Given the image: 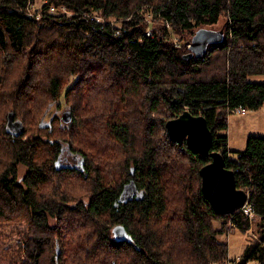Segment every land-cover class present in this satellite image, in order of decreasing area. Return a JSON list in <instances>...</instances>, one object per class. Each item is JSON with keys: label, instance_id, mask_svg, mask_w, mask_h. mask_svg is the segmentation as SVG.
Here are the masks:
<instances>
[{"label": "trees", "instance_id": "16d2710c", "mask_svg": "<svg viewBox=\"0 0 264 264\" xmlns=\"http://www.w3.org/2000/svg\"><path fill=\"white\" fill-rule=\"evenodd\" d=\"M28 3L0 0L1 261L225 264L223 220L244 234L253 222L216 213L200 188L209 157L167 138L165 122L187 109L206 119L211 150L254 206L253 235L230 264H264V132L235 153L226 134L230 109L264 104V82L249 79L264 74V0H47L73 14L38 19ZM146 5L158 25L149 34L139 16ZM93 11L122 24L83 16ZM221 15L222 40L188 57L185 43ZM174 34L187 37L175 45ZM52 104L71 120L53 113L45 122ZM10 112L19 133L8 128ZM126 188L136 193L121 201ZM12 224L22 229L9 252L1 236Z\"/></svg>", "mask_w": 264, "mask_h": 264}, {"label": "water", "instance_id": "95a60500", "mask_svg": "<svg viewBox=\"0 0 264 264\" xmlns=\"http://www.w3.org/2000/svg\"><path fill=\"white\" fill-rule=\"evenodd\" d=\"M222 37V29L216 32L205 28L196 30L191 39L185 43L189 49L187 56L200 57L208 44L218 43ZM60 119L63 123L69 122L71 112L67 109L63 110ZM7 125L10 130L16 133L23 129L20 122L13 121L11 112L7 117ZM164 126L166 136L170 141L178 145L185 142L195 153L209 157V162L200 167L199 175L201 192L213 210L219 214H230L238 211L246 201L247 194L244 190L236 187L234 173L225 166L222 154L211 150V132L206 119L202 115L193 114L185 109L179 115L168 119ZM128 189L130 192L133 190ZM125 199L126 196L122 195L121 201ZM115 233L118 239L129 240V236L122 227H118ZM55 252L57 255V243Z\"/></svg>", "mask_w": 264, "mask_h": 264}, {"label": "rangeland", "instance_id": "374dc122", "mask_svg": "<svg viewBox=\"0 0 264 264\" xmlns=\"http://www.w3.org/2000/svg\"><path fill=\"white\" fill-rule=\"evenodd\" d=\"M50 6H54L56 11L61 13V8H60L62 6L61 4H53V3L47 4V0H29L26 11L27 12L29 11L30 14L32 15V16H30V18L38 19L44 14L53 15V14L48 12ZM66 9L68 12H71V10H69L68 8H66ZM140 11L141 12L139 13V16L142 17V19L145 23L146 29L149 31L151 29V27L157 28V26H158L157 21L153 17V13L151 12V6L146 5ZM37 13H40V15L38 17H36ZM26 14L28 15V13H26ZM92 14L97 16L98 18L102 19L103 22L109 21L115 27H120L122 24L121 18H112V17L104 18L99 14V12H95V11H93ZM60 16L64 17V18H68L66 16H62V15H60ZM224 21H225V17L223 15H221L216 23H214L213 25H210V26H205V27L212 28L209 30L216 32L221 27V25L224 23ZM185 37H187V34H184L183 36H181L179 34H174V35H172V41L175 45H178V44L181 45L184 42L183 39ZM208 49L209 48L206 49V52L208 51ZM253 77L262 79V78H264V74L253 75V76H250L249 79H251ZM56 108L57 107L55 104H52L50 106V110L46 113V115L44 117L45 122H47V120H49V118L52 116L53 113L57 114V116L60 117L61 112L65 109V108H60V109L56 110ZM262 125H264V104L261 108H259L256 111L246 110V112L244 114H240V113L228 114L226 134H227V136L229 135V138L231 139L230 148L234 151V153L237 152V150H240V148H244L245 143H242V141H241L242 138L245 139L248 135H261V134H263L264 131L261 129L262 127H260ZM24 171H25V167L20 166L18 169V173L21 175ZM82 199H83V197H82ZM223 221L226 222V227L225 228L222 227L224 230H222L219 234H217V238L220 241L227 243V247H228L227 260L233 261V260H236L238 258L239 254H240V252H241V250L245 244V241H246L245 235L246 234L247 235H253L255 218L251 219V222H253V223L250 226V228L246 231V234H244L242 231L238 230L234 226V224L230 221L229 217L224 219ZM213 225L217 230H219L221 227V224L218 221H214ZM8 229L9 230L3 229V231H5V232H4V236H1V239L5 243V245L3 247L8 248L9 252H13L17 248V246H16L17 241L20 240L18 230H21L22 226L12 224V226H9ZM57 245H58V243H57ZM59 251H60V249H59V245H58V254H59ZM55 254H56V252H55ZM0 264H6V262L1 261V259H0ZM225 264H227V263H225ZM246 264H258V263L254 260H250V261L246 262Z\"/></svg>", "mask_w": 264, "mask_h": 264}, {"label": "built area", "instance_id": "2783aa9c", "mask_svg": "<svg viewBox=\"0 0 264 264\" xmlns=\"http://www.w3.org/2000/svg\"><path fill=\"white\" fill-rule=\"evenodd\" d=\"M60 8H61V13L56 11L54 6H50L48 12L53 14V15H58V16L62 15V16H66L68 18L70 16H72L73 12L72 11L68 12L64 5H62ZM27 13H28L29 17L32 16L29 11ZM39 15H40V13H37L36 17H38ZM83 16L88 18V19H93L96 22L105 23V22L102 21V19L98 18L97 16H95L93 14L83 13ZM119 33H120L119 29L116 28L115 34H119ZM149 33H150V31L147 32V34H149ZM229 112L230 113L244 114L246 112V109H244L242 107H234V108L230 109ZM238 156H239V154H232L229 150H227V152L225 154L226 159L229 160V161L237 160ZM246 194H247V199L244 202V204L239 208L238 211H240L245 217H247L248 219L251 220V219L255 218V210H254L253 204L251 203V201H249L248 192H246ZM226 263L230 264V261L227 260Z\"/></svg>", "mask_w": 264, "mask_h": 264}, {"label": "crops", "instance_id": "0c3cea01", "mask_svg": "<svg viewBox=\"0 0 264 264\" xmlns=\"http://www.w3.org/2000/svg\"><path fill=\"white\" fill-rule=\"evenodd\" d=\"M251 81H255V82H264V78H262V79H259V78H251L250 79ZM263 106V105H262ZM261 106V107H262ZM260 125V124H259ZM260 127H262L261 129L264 131V125H262V126H260ZM246 140V138L244 139V138H242L241 139V141H242V143H245L244 141ZM241 143V142H240ZM230 144H231V139L229 138V135L227 136V147H228V149L229 150H231V151H233L231 148H230ZM243 148H240V150H237V151H241Z\"/></svg>", "mask_w": 264, "mask_h": 264}, {"label": "flooded vegetation", "instance_id": "af4514ba", "mask_svg": "<svg viewBox=\"0 0 264 264\" xmlns=\"http://www.w3.org/2000/svg\"><path fill=\"white\" fill-rule=\"evenodd\" d=\"M135 193H136L135 190H131V192H130V190L127 188V189L122 193V195L126 196V199H128V198H130L131 196H133ZM122 195H121V196H122ZM121 196H120V199H121Z\"/></svg>", "mask_w": 264, "mask_h": 264}]
</instances>
